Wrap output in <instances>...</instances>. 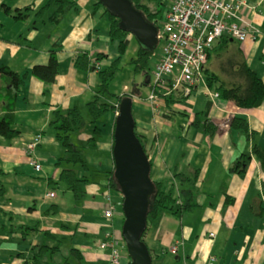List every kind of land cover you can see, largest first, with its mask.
Instances as JSON below:
<instances>
[{
  "label": "crops",
  "instance_id": "obj_1",
  "mask_svg": "<svg viewBox=\"0 0 264 264\" xmlns=\"http://www.w3.org/2000/svg\"><path fill=\"white\" fill-rule=\"evenodd\" d=\"M41 1L45 0H18L11 7L23 8L28 4L39 7ZM72 1L77 3L78 9L74 6L67 10L64 14L69 16L67 25L62 32L58 25L57 37L49 34L46 46L34 49L22 42L23 38L12 40L0 36V64L27 74L19 90L11 88L8 78L0 79V87H8L16 93L13 114L15 128L20 131L12 140L0 136V170L4 173L0 174L4 188L3 194L0 192V216L8 218L5 221L0 217V264H24L25 257L21 255L30 257L32 245H39L38 240L28 243L29 235L35 231L39 235L51 236L54 231L69 233L72 227L75 229L73 234L76 236L80 231L83 238L76 241L72 249L79 250L84 260L87 256L95 264L105 259L111 264L110 250L100 247L110 229L104 216L108 181L101 174L91 176V182L85 187L86 196L82 200H71L68 196L71 191L60 181L62 169L70 165L61 162L64 148L50 130L54 110L75 105L81 109L85 107L86 101L96 94L98 71L95 67L105 66L102 59L111 61L107 14L102 8L95 9V0ZM246 1L255 9L245 8L243 15L260 30V36L257 40L240 43L231 39V44L241 49L249 66L264 82V0ZM57 44L60 46L57 54L60 71L55 82L46 83L31 75L30 70L36 64H46L49 50ZM80 53L89 55L94 69L82 71L75 67L74 58ZM98 53L106 56L95 61ZM206 67L219 72L214 56ZM138 95L133 101L132 113L136 132L144 140L151 162V178L164 182L167 189H176V196L184 204L180 213L165 212L148 222L144 240L153 264H169V254H172L169 248L177 242L181 244L179 252L174 254L176 260L173 264H264V172L252 153L255 145L264 147V102L249 109L219 98L213 102L201 84L188 96L189 106L183 110L173 108L179 102L169 107L162 100L158 111L154 112L149 102L138 101L141 97ZM4 105L0 100V116L7 112ZM196 114H199L200 125L194 123ZM234 117L247 120V133L231 128ZM205 120L214 123V133L203 129ZM229 120L228 128L220 127L221 122ZM39 132L43 134V140L35 149V157L42 169L36 171L24 148L27 141ZM89 132L73 134L72 139L80 145L90 137ZM112 132L113 126L109 139L100 143V149L109 153V161L104 164L105 169L96 168L98 171L110 170L114 166ZM243 154H249L251 158L245 164L244 176H240L230 168ZM178 173L191 178L181 181ZM61 185L66 198L48 205L50 198L58 196L54 186ZM51 191L55 192L54 197L47 195ZM118 194L117 198L122 201L121 193ZM76 202L81 204L80 207ZM114 218V229L121 235ZM23 226L30 227L26 233ZM97 232L101 234L100 242L94 246L89 236ZM210 232L216 234L213 239L209 237ZM8 233L14 236L15 242H11ZM75 256L79 257L78 254Z\"/></svg>",
  "mask_w": 264,
  "mask_h": 264
},
{
  "label": "trees",
  "instance_id": "obj_2",
  "mask_svg": "<svg viewBox=\"0 0 264 264\" xmlns=\"http://www.w3.org/2000/svg\"><path fill=\"white\" fill-rule=\"evenodd\" d=\"M10 1L15 3L18 0ZM131 1L135 8L140 10L149 22L156 23L157 25L159 24L161 20L160 5L162 4L163 0ZM43 3L44 4H41L39 7H35L34 4H28L23 8L15 9H13L10 4L3 3L2 8L7 14L11 15L16 20H26L31 16V13H34L35 16L41 17V23H57L61 19L62 15L64 16V13H66L67 10L74 8V6L76 10L78 9L76 2L72 0H45ZM93 6L96 10L102 8L104 13L107 14L109 20V37L112 42L117 43V56L111 59L109 65L95 67L98 71V85L93 99L86 104L89 115L88 120L83 114L82 109L75 105L66 109L54 110L52 119L50 121V126L53 129L56 140L64 148L65 154L60 158L61 162L63 161L67 165H70L69 167L62 169L60 181L64 182L67 190L73 193L75 200H82L86 196L85 187L91 182V175L95 174H101L107 179V187L109 189H114L121 193L114 175V159V166L112 169L98 171L96 168H93L91 171L89 161L85 156V148L87 146L94 145V141L96 139L95 133L101 130L98 126V123L100 122L101 118L109 112L114 114L113 132L111 135L113 138L116 120L115 114L117 110L116 104H119L122 99L129 96L127 94H112L110 92V84L114 76L121 69L122 57L125 55L129 47V36L131 34L120 27V20L116 16L110 14L99 1L95 0ZM47 12H49V15L44 18ZM231 39L235 40L229 36H224L220 40L216 41L212 49H210L208 52V61L213 56L217 59L219 72H214L205 67L204 76L207 82V89L215 92L217 94V99L219 98L221 100L232 101L240 108L249 109L258 107L264 102V82L258 76L257 72L249 66L247 58L242 53L241 49L237 45L231 44ZM59 50L60 46L58 44L54 45L49 50V61L46 64L34 65L30 70V74L46 83L55 82L60 71V62L57 55ZM153 54L154 50H149L148 48H145L139 44L136 55L130 60V63L134 67V71L136 73H144L147 75L150 70V59L153 57ZM105 56V54L98 53L95 61H99ZM74 65L77 69L82 71H89L90 68H93L91 64V58L87 53H80L76 55L74 58ZM26 75V73L20 74L14 71L8 65L0 64V79L3 77L8 78L9 80L7 79V83L11 85L12 89L17 88V90H19L21 85L24 83ZM150 87L153 86L150 85ZM7 88L8 87L3 86L0 87V100L5 103L4 107L7 109V112L0 116V136L5 139L12 140L20 134V131L15 128V118L13 114L16 93ZM111 96H113L115 101H111ZM187 98L188 96L183 95H178L174 98L172 95L170 97H166L164 99V103L166 106L172 107V104L181 102ZM199 114H196V119L194 120L196 125H200L201 123ZM87 124L92 127V129L89 130L90 135L91 133L92 135L88 138L86 143L84 141V143L79 145L73 141L74 139H72V135L76 134L75 132L87 131L84 130L86 129ZM202 125L206 132L214 133L216 130L214 123L210 120H205ZM231 128L238 129L245 133H247L249 130L248 122L243 117H234L231 120ZM136 135L146 150L144 140L137 132ZM252 153L259 161L264 172V147L255 145L253 147ZM250 158L251 156L249 154H243L234 162L230 168L231 171L239 174L240 176H244L246 172L245 164ZM78 167L80 170H77ZM90 171L93 174H87ZM195 173L198 174V170H195ZM0 174L4 173L0 170ZM197 174L195 177H197ZM177 176L180 177L181 181L189 180L191 178L189 175L183 173H178ZM153 182L155 184L156 191L150 199L147 216L148 222L150 220L159 218L165 212H171L174 214L180 213L183 210L184 204L182 203L178 207V198L174 193V190L172 188L167 189L165 187V183L162 181ZM0 192L2 194L4 192L1 178ZM123 219H125V217ZM28 228L30 227L23 226L24 233L27 232ZM32 229H35V227ZM147 229L148 226L142 234L143 241H145L144 237ZM46 247V243L40 245L37 244L35 247H33L32 255L30 257L21 255L22 257H25L24 264H41L44 255L47 253ZM72 250L74 251V254L79 255L80 259H83V256L79 250ZM80 264H84L83 260L80 261Z\"/></svg>",
  "mask_w": 264,
  "mask_h": 264
},
{
  "label": "built area",
  "instance_id": "obj_3",
  "mask_svg": "<svg viewBox=\"0 0 264 264\" xmlns=\"http://www.w3.org/2000/svg\"><path fill=\"white\" fill-rule=\"evenodd\" d=\"M254 8L246 0H173L166 12L165 18L158 30V44H161V55L154 68V80L146 97L138 101L149 102L154 112L158 111L160 101L166 97L178 95L189 96L199 85L207 89L204 69L208 62V52L214 43L224 36H229L238 42L248 39L257 40L260 30L243 15L244 9ZM255 9V8H254ZM212 101L217 94L208 90ZM136 99L137 96L132 95ZM133 98V100H134ZM116 104V115L119 111ZM229 121L221 122V128H228ZM43 134L36 133L25 144V154L36 171L42 169L41 163L35 157V149L42 142ZM54 197L55 192L47 194ZM107 206L104 216L110 229L105 233L100 247L109 249L111 264H120L121 247L126 246L122 235L114 229L115 203L111 189L105 192ZM178 198V197H177ZM177 204H182L178 198ZM215 232H210L213 239ZM180 242L172 245V254L179 252Z\"/></svg>",
  "mask_w": 264,
  "mask_h": 264
},
{
  "label": "rangeland",
  "instance_id": "obj_4",
  "mask_svg": "<svg viewBox=\"0 0 264 264\" xmlns=\"http://www.w3.org/2000/svg\"><path fill=\"white\" fill-rule=\"evenodd\" d=\"M3 1L8 2L10 5H13L14 3V2H11L10 0L0 1V36H5V38H11L12 40L16 38L18 39L23 38L24 40H22V42L24 43L26 42V44H30L31 48L39 49L43 47L44 44L46 46L48 35L50 34L51 36L57 37L59 28L61 27V32H62L68 23L69 16L62 15L61 19L57 23L49 24V22H47L43 24L41 23V20H40L41 17L35 16L34 13H31L30 19L16 20L11 15L5 13L4 9L2 8ZM172 1L173 0H163L162 4L160 5L161 20L158 24L159 28L161 27V24L165 18L166 12L169 9ZM41 4H44V3L42 2ZM13 9H15V7H13ZM48 15H49V12L45 14L44 18H46ZM56 28H58L57 31H56ZM129 38H130L129 47L125 55L122 57L121 69L117 72V74L114 76V78L111 81L110 92L112 94H118V95L131 94V95L137 96L139 94L138 96H142L144 94H148L150 91V84L154 80V76H153L154 68L161 55L162 47L160 43L157 44V47L154 50L153 57L150 59L149 73L147 75H145L144 73H136L134 71L133 65L130 63V60L132 57L136 55L137 50L139 48V43L137 42L136 38L133 35H130ZM42 40H44L43 44H42ZM51 44H52V41H51ZM115 56H117V43L111 41V59L114 58ZM110 62L111 61L102 59V63L105 66L109 65ZM93 97L90 100L88 99L85 103V107L82 108L83 114L87 117V120L89 119V115H88V111L86 108V104L89 101H91ZM111 101L112 102L115 101L113 96H111ZM187 106H189L187 99H184L178 104H175L173 108L183 110V108ZM113 123H114V114L112 112H109L106 115H104L101 118L100 122L98 123V126L101 130L95 133L96 139L94 141L95 142L94 145L87 146L85 148V156L87 160L89 161L91 171L93 170V168L105 169V165H107L106 162L109 161L108 160L109 153H106L105 151L100 149V143L109 139L108 137L110 136V130L113 126ZM91 129L92 127L89 126V124H87V127L84 130H91ZM50 130H53L52 127H50ZM75 133H79V132H75ZM87 140L88 138L85 140V143ZM47 160H50V158ZM77 170H80V168L78 167ZM91 171L88 172L87 174H90ZM91 176L94 177L95 175H91ZM63 185H61L60 187L54 186L56 190H58V196L56 198H50L47 202L48 205H51L52 203L60 202V200H63L66 198L64 193L61 190L63 188ZM172 189L174 190V193H175L176 189L174 188ZM111 194H112L114 203L117 206L116 207L117 212L114 218L115 223H116V229L121 232L122 227H123V221H124L123 219L124 213H123V207H122L123 202L121 201L120 198H117L119 194L116 190L113 189L111 191ZM68 196L70 197L71 200H74V196L72 192H68ZM121 196L123 199L122 194ZM99 197L101 198V196ZM76 203H77L76 205L80 207L81 204L79 202H76ZM0 217L2 218L3 216L1 215ZM3 219L5 221L8 220V218H4V217ZM48 221L49 220H46V222ZM50 222L56 223V220L55 221L51 220ZM40 223L41 225H43L42 220L40 221ZM7 228L10 230V226H7ZM74 231L75 229L74 227H72V231L69 233H57L54 231L53 235L51 236L45 235V234L39 235V233H36L35 231L34 233L29 235L30 237L28 238V243L34 242L35 240H38L39 245L46 243L47 253L43 257L42 264H65V263L80 264V261H82V259H79V257L75 256L72 248L75 247L76 241H82L83 238L81 236L80 231L76 232V236L73 234ZM8 235H9V238L11 239V242H15L14 236L11 235L10 233H8ZM100 235H101L100 232H97L94 235L89 236V240L93 242L94 246H97V244L100 242ZM45 238H46V241H44ZM32 247L34 246L32 245ZM29 249H31V245ZM121 250H122V257L124 256V258H122L121 260V264H129L131 262V258L129 257L127 246L125 249L122 248ZM175 256L176 255L174 254H171V255L169 254V260H170L169 264H173V261L176 260ZM84 257H85V260L83 259L84 264H95L90 257H87V256H84ZM108 262L109 261L105 259V261L100 264H108Z\"/></svg>",
  "mask_w": 264,
  "mask_h": 264
},
{
  "label": "water",
  "instance_id": "obj_5",
  "mask_svg": "<svg viewBox=\"0 0 264 264\" xmlns=\"http://www.w3.org/2000/svg\"><path fill=\"white\" fill-rule=\"evenodd\" d=\"M120 20V27L133 35L149 50L158 44L159 26L149 22L131 0H97ZM93 69H94V65ZM122 99L118 105L113 134L114 175L123 195L124 222L121 234L126 242L130 264H153L152 255L142 234L148 226V210L156 187L151 178V162L136 135L132 113L133 97Z\"/></svg>",
  "mask_w": 264,
  "mask_h": 264
},
{
  "label": "clouds",
  "instance_id": "obj_6",
  "mask_svg": "<svg viewBox=\"0 0 264 264\" xmlns=\"http://www.w3.org/2000/svg\"><path fill=\"white\" fill-rule=\"evenodd\" d=\"M116 115V114H115ZM122 235V234H121ZM123 237V236H122Z\"/></svg>",
  "mask_w": 264,
  "mask_h": 264
}]
</instances>
